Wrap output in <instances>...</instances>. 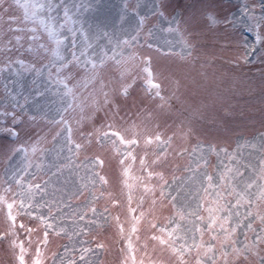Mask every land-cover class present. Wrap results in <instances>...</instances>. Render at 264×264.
I'll return each mask as SVG.
<instances>
[{"label": "snow or ice", "instance_id": "snow-or-ice-1", "mask_svg": "<svg viewBox=\"0 0 264 264\" xmlns=\"http://www.w3.org/2000/svg\"><path fill=\"white\" fill-rule=\"evenodd\" d=\"M176 7L0 0L3 264H103L104 226L121 264H264V0Z\"/></svg>", "mask_w": 264, "mask_h": 264}, {"label": "rangeland", "instance_id": "rangeland-1", "mask_svg": "<svg viewBox=\"0 0 264 264\" xmlns=\"http://www.w3.org/2000/svg\"><path fill=\"white\" fill-rule=\"evenodd\" d=\"M105 2L110 3V4H118L120 2V0H105ZM169 3L172 6V9H175L176 12L179 13V12L183 11V9L176 7V5L178 3L182 4L184 6V8L189 9V11H192V10H194L195 7L200 5L201 0H169ZM259 3H260V0H217L218 6H222L225 13L230 18L235 17L237 19L242 14V9H243V6L245 4H248L250 6L252 4H255L256 5V12H257V14H259V11H260ZM236 40H237V44L240 47L241 51H243L245 46L249 47V51H251V47H258V45L255 44V33L248 32L246 30V28L241 26L239 23H237ZM256 55L258 56L259 54H256ZM252 65L256 66L252 70L257 75L256 85L258 87L259 73L257 70L261 66L260 60L258 58L253 57L252 58ZM252 65H249L248 67H251ZM245 72H247V69H245ZM245 100L248 101L249 106L256 109V115L258 118L259 108L261 107V101H260L259 95L252 97V98H249L247 93H245L243 98L241 99V104H243ZM0 120H2V118H0ZM5 136H6V133L3 131V126H0V143L4 142ZM233 147H234V145H233ZM213 160H215L214 157H213ZM137 167H138V161H137ZM133 174H139V173L137 170L134 169ZM102 205H103V202H101V206ZM113 214L115 215L116 213L114 212ZM120 215H121L122 222L125 223V228H127L128 224H127V221L125 219L124 213L121 212ZM68 223L71 224V221H69ZM2 226H3V217L0 216V227H2ZM105 228H107V226L97 227L93 231L91 236H81L79 239L83 240V241L92 240L93 238L103 240L106 244L105 250L103 251V253L101 255V259L103 261V264H121V261L123 259L122 254L119 253V248L121 245L118 243L117 244H109L108 243V240H110L111 234L113 231H115V229L111 228L108 231H106ZM144 232H145V226L142 222L140 225V230L138 231L137 235H140L141 237H143ZM149 235H150V233H149ZM21 239H24L23 233H21ZM73 239H76V238L73 237ZM145 242L146 241L143 240V238L139 242H137L135 240V237H133L135 256H136L137 261H139L142 257H144L145 264H147V257L144 256V251H143V244ZM64 244H71V241L68 239V237H65V236H60V237L52 236V237H50V243H49L48 248H47L46 264H52V253L53 252H56L59 255H65L64 250H63ZM25 246L27 247V243H25ZM81 246L94 248V243L93 244L85 243L83 245L76 244L77 249H79ZM148 251H149V254H152V246H151L150 242H149V250ZM68 254L73 255L75 258L79 257V251H77L76 253H71V249H70ZM159 255H160L159 253H155V256H159ZM3 259H4L3 253L0 252V264H3ZM26 259H28L27 256H26ZM161 259H162V264H168L169 256L167 253H165L161 257Z\"/></svg>", "mask_w": 264, "mask_h": 264}]
</instances>
